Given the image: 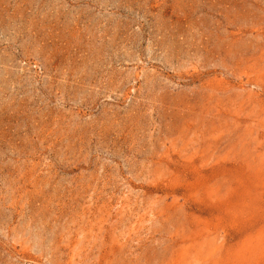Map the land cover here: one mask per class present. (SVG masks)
I'll list each match as a JSON object with an SVG mask.
<instances>
[{"label": "rangeland", "instance_id": "1", "mask_svg": "<svg viewBox=\"0 0 264 264\" xmlns=\"http://www.w3.org/2000/svg\"><path fill=\"white\" fill-rule=\"evenodd\" d=\"M0 264H264V0H0Z\"/></svg>", "mask_w": 264, "mask_h": 264}]
</instances>
